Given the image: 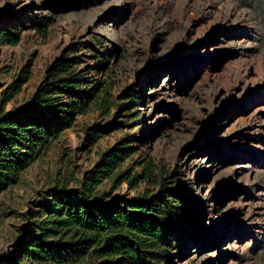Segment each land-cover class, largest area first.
I'll use <instances>...</instances> for the list:
<instances>
[{
	"label": "rangeland",
	"instance_id": "obj_1",
	"mask_svg": "<svg viewBox=\"0 0 264 264\" xmlns=\"http://www.w3.org/2000/svg\"><path fill=\"white\" fill-rule=\"evenodd\" d=\"M198 1L209 6L207 21L202 14L187 20L190 0H0V36L19 39L11 47L0 38V114L29 103L57 60L75 61L112 100L107 115L93 109L79 117L15 187L0 192V264H15L16 247L51 192L76 190L114 147L129 152L123 170L141 174L151 164L159 184L114 189L105 182L102 192L124 201L171 193L179 203L166 264H264V169L246 178L245 168L254 166L258 152L250 149L264 133V93L257 95L264 84L252 83L264 63V0ZM228 5L236 8L229 24L246 14L242 24L256 41L214 42L210 25ZM244 64L251 65L246 84L232 88ZM24 70L29 82L4 105L3 93ZM237 231L251 232L243 249L233 247Z\"/></svg>",
	"mask_w": 264,
	"mask_h": 264
},
{
	"label": "trees",
	"instance_id": "obj_2",
	"mask_svg": "<svg viewBox=\"0 0 264 264\" xmlns=\"http://www.w3.org/2000/svg\"><path fill=\"white\" fill-rule=\"evenodd\" d=\"M0 38L11 47L19 43L9 31ZM29 80L30 71H22L3 93L2 103L11 102ZM95 85L78 73L75 61L57 60L29 103L0 114V192L15 187L79 117L93 109L108 114L110 91ZM90 137L93 145L97 136L92 132ZM129 156L126 149L114 147L76 190L63 186L51 192L36 214L37 224L17 245L15 264H166L170 225L181 215L175 196L146 193L124 201L100 190L105 182L114 189L159 184L151 164L144 165L141 174L123 170Z\"/></svg>",
	"mask_w": 264,
	"mask_h": 264
},
{
	"label": "bare ground",
	"instance_id": "obj_3",
	"mask_svg": "<svg viewBox=\"0 0 264 264\" xmlns=\"http://www.w3.org/2000/svg\"><path fill=\"white\" fill-rule=\"evenodd\" d=\"M187 1V0H186ZM191 4V9L192 11L187 14V20L190 19H197L198 15L202 14V18L204 21H207L209 19V15H212V13L209 10V6L203 2V1H198V0H190ZM120 3L118 6L121 7ZM210 5V4H209ZM236 8L228 5L225 8H220L218 9V15L216 16L214 22L210 25L212 33L214 34V42L218 43L220 46H223L224 44H227L229 47H234L238 43L240 44L241 41H244L245 44L248 43V41H256L257 36L252 32L251 27H246L243 26L242 22L247 20L246 14H241L239 18L233 21L232 24H229V22L232 20L233 14L235 13ZM217 35V37H216ZM236 45H233L235 44ZM238 69L236 70V73L232 74V77L234 79V85L232 88L238 86V84L245 83L247 75L251 72V65L249 64H244V65H239L237 66ZM257 75L256 78L252 80V83L257 84L262 83L264 84V63L263 66L257 67ZM262 92V93H261ZM258 92V94H263L264 91ZM254 97V96H252ZM257 146L254 145L251 147L250 150H253L255 152H258V155L255 156V163L252 168L249 166H245V168L248 170L246 178L249 177L250 172H252L255 168H263L264 165L259 166V161L264 159V133L261 135L259 141L257 142ZM254 157V156H253ZM243 160V155L240 154L239 157L237 158V162ZM258 164V166H257ZM250 168V169H249ZM245 191L248 194V197H252L255 193V188L253 187L252 183L246 184L245 186ZM245 230H248L247 227L244 228ZM250 235L251 232L248 231L246 234L242 231H237L235 233V244L234 248L239 245L241 249H243L246 246L247 243V236ZM227 240V237L224 238ZM238 256V255H236Z\"/></svg>",
	"mask_w": 264,
	"mask_h": 264
}]
</instances>
